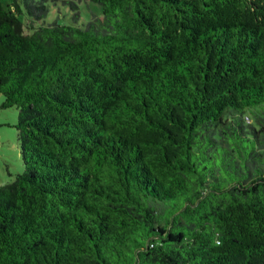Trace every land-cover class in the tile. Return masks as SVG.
Returning a JSON list of instances; mask_svg holds the SVG:
<instances>
[{
	"label": "trees",
	"instance_id": "obj_1",
	"mask_svg": "<svg viewBox=\"0 0 264 264\" xmlns=\"http://www.w3.org/2000/svg\"><path fill=\"white\" fill-rule=\"evenodd\" d=\"M0 94V264H264V0H0Z\"/></svg>",
	"mask_w": 264,
	"mask_h": 264
},
{
	"label": "rangeland",
	"instance_id": "obj_2",
	"mask_svg": "<svg viewBox=\"0 0 264 264\" xmlns=\"http://www.w3.org/2000/svg\"><path fill=\"white\" fill-rule=\"evenodd\" d=\"M7 0H3L6 2ZM100 5L95 2H74V7L62 2L50 3L45 22L57 21L59 24L83 25L92 14H100ZM26 21L24 14L20 15ZM3 96L0 94V185L11 182L17 173L23 171V161L17 144L16 128L18 111L13 107L2 108Z\"/></svg>",
	"mask_w": 264,
	"mask_h": 264
}]
</instances>
